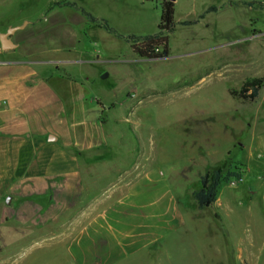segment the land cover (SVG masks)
I'll return each instance as SVG.
<instances>
[{
  "label": "rangeland",
  "instance_id": "1",
  "mask_svg": "<svg viewBox=\"0 0 264 264\" xmlns=\"http://www.w3.org/2000/svg\"><path fill=\"white\" fill-rule=\"evenodd\" d=\"M160 4L0 0V33L56 16L68 23V13L80 9L94 17L91 22L83 15L72 26L80 34L77 49L87 52L81 60L89 64L82 73L65 70L87 78L92 105L96 99L107 108L100 113L106 144L93 155L96 165L83 172L79 209L86 199L94 210L114 204L125 185L146 172L163 181L177 205L163 235L137 240L130 252L110 260L81 262L91 253L78 256L56 241L62 222L75 228L74 201L65 219H46V233L9 221L0 225V264H264V0H174L167 56L139 59L123 38L153 33ZM251 79L263 86L243 101L240 88ZM216 168L238 177L219 185L220 201L199 209L191 194ZM16 210L14 202L2 206L0 222Z\"/></svg>",
  "mask_w": 264,
  "mask_h": 264
},
{
  "label": "crops",
  "instance_id": "2",
  "mask_svg": "<svg viewBox=\"0 0 264 264\" xmlns=\"http://www.w3.org/2000/svg\"><path fill=\"white\" fill-rule=\"evenodd\" d=\"M67 17L68 23L60 16L43 25L30 22L10 38L12 49H0V209L17 205L0 225L10 221L46 233V219H65L74 201V232L64 221L56 241L78 256L91 253L81 262L110 260L130 252L137 240L163 235L177 205L163 181L146 172L128 182L114 204L94 210L86 199L79 209L86 194L83 172L96 165L93 155L106 144L100 113L107 108L96 99L92 105L87 78L65 74L71 68L82 73L89 64L81 60L87 52L77 49L80 34L72 29L83 15ZM118 107L122 113L124 100Z\"/></svg>",
  "mask_w": 264,
  "mask_h": 264
},
{
  "label": "trees",
  "instance_id": "3",
  "mask_svg": "<svg viewBox=\"0 0 264 264\" xmlns=\"http://www.w3.org/2000/svg\"><path fill=\"white\" fill-rule=\"evenodd\" d=\"M173 1L174 0H161L159 21L156 25V30L153 33L146 34V36H128L123 38L129 44L131 52L137 58L144 60H158L167 56V34L174 26ZM247 4H249V2H247ZM213 9V7H210V10ZM80 12L89 21H94V17L90 16L88 13L81 9ZM102 26L107 31L115 34V31L109 27L105 21H102ZM262 86L261 79H251L246 81L242 83L239 97L243 101L250 102L256 97L258 89ZM231 94L235 95V92H231ZM237 177L238 173H222L220 168L213 169L201 176L199 189L191 194L197 208L202 209L211 205L215 201L219 185Z\"/></svg>",
  "mask_w": 264,
  "mask_h": 264
},
{
  "label": "water",
  "instance_id": "4",
  "mask_svg": "<svg viewBox=\"0 0 264 264\" xmlns=\"http://www.w3.org/2000/svg\"><path fill=\"white\" fill-rule=\"evenodd\" d=\"M26 22H23L22 24L16 25V26H10L5 31L0 33V49L2 51L10 50L15 45L11 42V34L18 29H21L24 27ZM5 202H8V199L5 200Z\"/></svg>",
  "mask_w": 264,
  "mask_h": 264
}]
</instances>
